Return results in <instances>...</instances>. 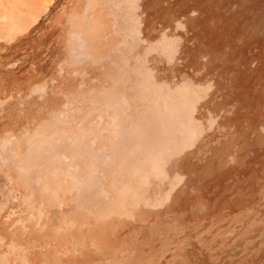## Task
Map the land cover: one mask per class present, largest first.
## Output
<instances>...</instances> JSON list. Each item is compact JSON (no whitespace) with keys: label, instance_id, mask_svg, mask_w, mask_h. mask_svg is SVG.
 Wrapping results in <instances>:
<instances>
[{"label":"rangeland","instance_id":"1","mask_svg":"<svg viewBox=\"0 0 264 264\" xmlns=\"http://www.w3.org/2000/svg\"><path fill=\"white\" fill-rule=\"evenodd\" d=\"M0 264H264V0H0Z\"/></svg>","mask_w":264,"mask_h":264}]
</instances>
